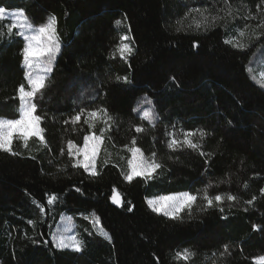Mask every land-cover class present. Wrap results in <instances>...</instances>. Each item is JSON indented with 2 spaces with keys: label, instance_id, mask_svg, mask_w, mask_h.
Returning a JSON list of instances; mask_svg holds the SVG:
<instances>
[{
  "label": "trees",
  "instance_id": "1",
  "mask_svg": "<svg viewBox=\"0 0 264 264\" xmlns=\"http://www.w3.org/2000/svg\"><path fill=\"white\" fill-rule=\"evenodd\" d=\"M17 1L35 25L56 17L62 48L37 97L48 147L34 138L25 147L17 139V155L0 151V264H185L173 259L183 249L194 253L187 264H252L264 254V232L253 229L264 227V87L247 73L264 48L260 0ZM122 35L135 49L127 63L118 53L112 58ZM233 38L245 47L224 43ZM22 48L18 38L0 43L3 118L18 117ZM125 75L131 83L115 79ZM99 107L113 121L97 159L100 175L93 179L73 167L66 152L68 140L81 143L89 130L83 118L79 124L70 118L81 108ZM134 109L152 110L156 119L150 124ZM134 125L145 131L135 132ZM104 127L97 121L92 131L99 135ZM197 130L206 133L193 137L198 150L166 146V132L183 139L182 132ZM133 137L146 157L155 152L163 165L151 180L128 183L120 175L130 157L124 146L131 147ZM113 187L122 194L120 207L110 199ZM205 188L237 199L202 210L205 201L198 198L191 217L181 213L182 223L146 204L150 197ZM52 194L58 199L49 205ZM93 212L110 240L84 219ZM61 216L74 221L81 251L51 242ZM224 244L230 254L221 256Z\"/></svg>",
  "mask_w": 264,
  "mask_h": 264
},
{
  "label": "snow or ice",
  "instance_id": "2",
  "mask_svg": "<svg viewBox=\"0 0 264 264\" xmlns=\"http://www.w3.org/2000/svg\"><path fill=\"white\" fill-rule=\"evenodd\" d=\"M264 6V0H260V4L256 7L260 10ZM200 12L199 9L196 10ZM203 16L204 13L200 12ZM232 13L229 11L228 16ZM11 18V24L8 26L7 33L12 35L15 34L22 38L24 41V47L22 48V66L25 68L24 82L20 83L16 88L15 98L19 101V107L17 109V118H3L0 117V151L6 152L10 155H17L12 149V144L14 140H22L24 146H28V141L30 139H36L45 148L48 147V142L45 138V129L41 126L45 117L37 114L38 103L37 97L42 91L47 87V74L52 71V63L56 58L57 53L61 50V44L59 37L57 35V20L56 17L50 16L46 23H41L39 25L33 24V22L26 15L24 9H19L16 11H9L3 6H0V20L5 18ZM205 23L207 22V17H205ZM193 23L197 28L201 27V22L193 20ZM116 26L121 24V20L115 21ZM259 28H264V19H261L257 25ZM131 31V29H129ZM4 33L0 32V36ZM239 35L243 37L245 35V30H239ZM129 40V36L122 35L119 37V43L116 46L114 52L112 53V58L115 59L117 53L119 58L125 63L128 62V57L131 56L135 49L129 43H124V41ZM225 44H230L236 48H244L245 45L239 42H235V38L225 40ZM193 47H198V44L194 43ZM252 70L249 69V72ZM261 79L257 80L255 76L251 78L256 81L261 87H264V72L260 73ZM117 81H122L125 84L131 83L128 76H116ZM175 81V77H171ZM151 103V101H149ZM134 111L142 112L141 119L147 120L150 124L156 119V115L152 110L134 109ZM83 118V124L88 126V131L82 134V142L77 143L73 140L67 141V152L66 154L70 159H74L75 163L72 165L76 168H82L85 172L89 174V178H96L100 175V171L97 169V159L101 153L102 146L105 142V132L111 129L110 121H113V117L109 113L107 108L99 107L93 110H86L81 108L75 115L70 118L72 124H79ZM101 121L105 124L104 128L99 130V135L92 131L95 128L96 122ZM69 123V121H65ZM231 123V121H229ZM135 132L142 133L145 129L141 126L134 125ZM199 133V136L203 138L206 133L203 130L182 132L181 135L183 139H177L175 132H166L165 135L169 136L170 139L166 141V146L173 151L178 148L187 147L193 150H198L200 145L194 142L193 137ZM136 138L133 137L131 140V147L125 145V149L130 153V157L127 158V170L121 171L120 175L123 177L124 181L128 183L133 182L137 178H143L145 181L154 178V174L158 169H161L163 165L159 163L156 159L157 154L152 152L150 157H146L142 150L136 146ZM61 155H65L64 149H61ZM200 155H204L200 152ZM77 157H82L78 159ZM34 158V157H33ZM105 164L108 163L107 160L104 161ZM211 187V185H209ZM247 187V184H245ZM77 192L81 190L76 188ZM260 193L264 196V188L260 189ZM202 199L205 201L202 210L207 208L217 207L222 204L225 198L228 201H235L236 196L228 194H215L210 195L207 188L202 192L197 190L196 193L191 192H179L176 194L169 195H159L153 199L147 201L148 206L153 212L160 214L162 213L165 217L171 220L180 221L184 220L181 213L185 210L188 212V216L191 217V210L193 205L196 203L197 199ZM58 196L52 194L49 196L47 203L49 205L55 203ZM110 199L115 205H122V194L118 191L116 187L111 189ZM247 201L248 204H252L253 200ZM131 202H129L130 204ZM41 213H44L45 209L43 205H37ZM131 207L128 211H132ZM221 212L223 208L219 209ZM247 211V209H245ZM93 219L91 223L94 227H99L100 233L104 235L109 240L111 237L104 231L103 227L100 226V218L96 216L95 212L91 213ZM89 217H85L88 219ZM30 224L35 226V221H29ZM68 228L65 232L69 230L72 225L71 218L67 219ZM253 229L257 231L264 232V227L260 225H253ZM53 241L57 249H71L73 251L79 252L82 250V242L77 239L75 235H64V234H53ZM229 253V245H223V251L220 253L221 256ZM194 255L189 249H183L182 251H176L173 259L177 261H184L185 264ZM215 255V253H213ZM252 264H264V254L258 255L252 258Z\"/></svg>",
  "mask_w": 264,
  "mask_h": 264
},
{
  "label": "rangeland",
  "instance_id": "3",
  "mask_svg": "<svg viewBox=\"0 0 264 264\" xmlns=\"http://www.w3.org/2000/svg\"><path fill=\"white\" fill-rule=\"evenodd\" d=\"M20 3H19V1H17V0H0V6H3V7H5L6 9H8L9 11H16V10H19V9H24V7L22 6H20L19 5ZM24 11H25V9H24ZM11 18L10 17H8V18H5V19H3V20H0V32H3L4 33V35L3 36H0V43L2 42V41H9V40H11V39H13V38H18V39H20L22 42H23V47H24V41L22 40V38L21 37H19L18 35H16L15 34V31L16 30H14V33L12 34V35H8V33H7V29H8V26L11 24ZM47 22V21H46ZM45 22V23H46ZM124 43H129L128 42V40L127 41H124ZM60 44H61V48H62V43L60 42ZM130 44V43H129ZM61 51V50H60ZM60 54V52L59 53H57V55H56V58H55V60L53 61V63H52V66L54 65V63H55V61H56V59H57V57H58V55ZM23 67V66H22ZM23 69H24V74H25V68L23 67ZM249 69H251L252 71L251 72H249ZM261 72H264V48H261V50L258 52V54H257V57L252 61V63H251V65H250V67H248L247 68V73L249 74V76L250 77H252V76H255L256 77V79L257 80H259V79H261V76H260V73ZM50 73V72H49ZM49 73L47 74V77H48V75H49ZM78 159H82V157H77ZM87 173V172H86ZM88 174V173H87ZM176 194V193H175ZM153 198H155V197H150V198H147L146 199V204H147V206H148V203H147V201L149 200V199H153ZM115 205V204H114ZM115 206H117V207H120V205H115ZM149 207V206H148ZM150 208V207H149ZM151 209V208H150ZM152 210V209H151ZM159 215H162V216H164L162 213H160ZM89 218L88 219H85L90 225H93L92 223H91V220L93 219V218H91V216H88ZM68 218H71V217H69V216H61L59 219H58V221H57V223H56V225L53 227V229H52V234H51V242L53 243V245L55 246V243H54V241H53V234H64V235H75V236H77V230H76V225H75V223H74V221L72 220V218H71V220H72V225H71V227L69 228V230L67 231V232H65V229L66 228H68V225H67V219ZM97 228V231L98 232H100V230H99V227H96ZM77 239H78V237H77ZM61 250H71V249H61ZM71 251H73V250H71Z\"/></svg>",
  "mask_w": 264,
  "mask_h": 264
}]
</instances>
